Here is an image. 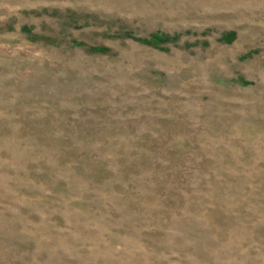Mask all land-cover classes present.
I'll return each instance as SVG.
<instances>
[{
  "label": "rangeland",
  "instance_id": "374dc122",
  "mask_svg": "<svg viewBox=\"0 0 264 264\" xmlns=\"http://www.w3.org/2000/svg\"><path fill=\"white\" fill-rule=\"evenodd\" d=\"M0 264H264V0H0Z\"/></svg>",
  "mask_w": 264,
  "mask_h": 264
}]
</instances>
